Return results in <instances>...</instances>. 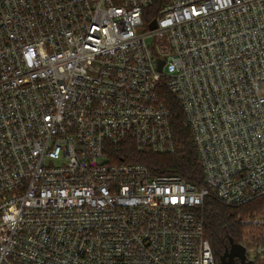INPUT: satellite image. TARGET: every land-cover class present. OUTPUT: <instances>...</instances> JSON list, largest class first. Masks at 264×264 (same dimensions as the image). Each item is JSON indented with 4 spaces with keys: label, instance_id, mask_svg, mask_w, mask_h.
<instances>
[{
    "label": "built area",
    "instance_id": "obj_1",
    "mask_svg": "<svg viewBox=\"0 0 264 264\" xmlns=\"http://www.w3.org/2000/svg\"><path fill=\"white\" fill-rule=\"evenodd\" d=\"M162 83L202 186L123 153L175 151ZM206 198H264V0H0V264H217Z\"/></svg>",
    "mask_w": 264,
    "mask_h": 264
},
{
    "label": "trees",
    "instance_id": "obj_2",
    "mask_svg": "<svg viewBox=\"0 0 264 264\" xmlns=\"http://www.w3.org/2000/svg\"><path fill=\"white\" fill-rule=\"evenodd\" d=\"M160 96L168 104L171 114V128L174 135L175 151L169 154L134 153L131 148L124 149V154L131 155V160L145 164L154 174L171 173L198 185H203L202 169L198 162L195 147L189 130L183 125V112L178 100L169 92L165 84L160 86ZM133 153V154H132ZM264 210V198L255 199L241 208L228 209L213 199L206 198L198 208V215L203 220V229L209 241L217 264L229 239L243 243L245 225L240 219L249 212Z\"/></svg>",
    "mask_w": 264,
    "mask_h": 264
},
{
    "label": "water",
    "instance_id": "obj_3",
    "mask_svg": "<svg viewBox=\"0 0 264 264\" xmlns=\"http://www.w3.org/2000/svg\"><path fill=\"white\" fill-rule=\"evenodd\" d=\"M155 27V22L150 23V28ZM163 61H158V70L162 69ZM235 258L237 260H235ZM221 264H253V260L247 259L246 257V248L240 243L233 242L232 239H229V247L225 249L224 253L220 257Z\"/></svg>",
    "mask_w": 264,
    "mask_h": 264
},
{
    "label": "rangeland",
    "instance_id": "obj_4",
    "mask_svg": "<svg viewBox=\"0 0 264 264\" xmlns=\"http://www.w3.org/2000/svg\"><path fill=\"white\" fill-rule=\"evenodd\" d=\"M146 40L148 42L152 43L153 37H148ZM257 212H258V210H257ZM250 213H253V212H249V213H247V215L250 214ZM243 217H245V216H243ZM244 230H245L244 231V235H243V241L244 242H246V243L253 242V244H258L260 242V240H261V231L260 230L255 229L253 227H248V226H246Z\"/></svg>",
    "mask_w": 264,
    "mask_h": 264
},
{
    "label": "flooded vegetation",
    "instance_id": "obj_5",
    "mask_svg": "<svg viewBox=\"0 0 264 264\" xmlns=\"http://www.w3.org/2000/svg\"><path fill=\"white\" fill-rule=\"evenodd\" d=\"M235 260H237V259L235 258Z\"/></svg>",
    "mask_w": 264,
    "mask_h": 264
}]
</instances>
